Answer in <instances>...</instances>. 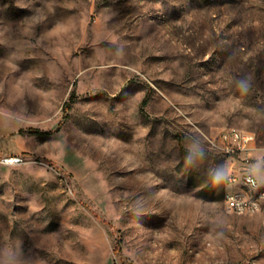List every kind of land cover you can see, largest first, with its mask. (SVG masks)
Wrapping results in <instances>:
<instances>
[{"label":"rangeland","instance_id":"obj_1","mask_svg":"<svg viewBox=\"0 0 264 264\" xmlns=\"http://www.w3.org/2000/svg\"><path fill=\"white\" fill-rule=\"evenodd\" d=\"M228 127L264 188V0H0V264H264Z\"/></svg>","mask_w":264,"mask_h":264},{"label":"built area","instance_id":"obj_2","mask_svg":"<svg viewBox=\"0 0 264 264\" xmlns=\"http://www.w3.org/2000/svg\"><path fill=\"white\" fill-rule=\"evenodd\" d=\"M207 141L210 147L219 154L226 156L235 153L244 154V162L237 165L235 172L227 174L223 194L225 206H230V212L240 209V206L260 209V196H264V188L248 159L255 142V135L236 127H228L219 131L215 136L207 137ZM10 160L17 161L18 158ZM234 189H249V197L234 196Z\"/></svg>","mask_w":264,"mask_h":264},{"label":"bare ground","instance_id":"obj_3","mask_svg":"<svg viewBox=\"0 0 264 264\" xmlns=\"http://www.w3.org/2000/svg\"><path fill=\"white\" fill-rule=\"evenodd\" d=\"M234 196L249 197V189H247V191L244 189H234ZM262 200H264V196H260V209ZM225 208L227 211H230V206H225ZM260 209L250 208L249 206H240V209H234V212H257L260 211Z\"/></svg>","mask_w":264,"mask_h":264},{"label":"trees","instance_id":"obj_4","mask_svg":"<svg viewBox=\"0 0 264 264\" xmlns=\"http://www.w3.org/2000/svg\"><path fill=\"white\" fill-rule=\"evenodd\" d=\"M147 100H148V97L145 96V97L142 99V104L144 105V104L147 102ZM52 131H53V130H51V131H49V132H52ZM179 142L182 143L181 139H180Z\"/></svg>","mask_w":264,"mask_h":264}]
</instances>
